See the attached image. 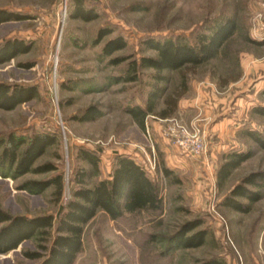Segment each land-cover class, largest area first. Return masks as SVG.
Listing matches in <instances>:
<instances>
[{"label":"rangeland","instance_id":"1","mask_svg":"<svg viewBox=\"0 0 264 264\" xmlns=\"http://www.w3.org/2000/svg\"><path fill=\"white\" fill-rule=\"evenodd\" d=\"M264 0H85L96 18L89 22L65 20L60 0H0V9L29 19L0 25V43L16 38L31 43L27 54L0 65V82L35 85V99L11 111L0 110V134L14 132L27 137L34 131L57 135V142L34 163L54 164L57 171L28 173L16 180L0 178V208L11 215H55L60 204L71 198L75 170L89 174L87 186L107 179L114 156L127 155L143 166L159 186L160 212H143L133 219L114 223L103 212L89 222L83 234L84 250L75 264H264V186H245L260 199L234 198L247 207L235 211L224 205L231 190L252 174L264 175V149L254 141L264 138V17L257 20ZM222 18L234 20L236 30L218 57L198 67L169 72L163 97L174 93L184 73L188 90L175 114L158 116L163 99L148 114L144 127L128 113L145 108L153 84L151 69L139 70L137 80L114 83L126 76L127 63L141 57H156L145 47L148 40L192 38ZM100 29L111 32L98 45ZM120 36L124 48L107 59L103 45ZM113 58H127L117 66ZM207 95V97H206ZM94 105L100 116L93 121L72 119ZM209 106V107H208ZM196 124L205 138L206 151L186 158L166 139V120ZM80 149L98 153L93 168L77 157ZM233 153H250L249 159L219 182L218 170ZM172 172L165 177L162 168ZM62 176L60 202L54 186L41 195H29L16 187L27 180ZM188 222L200 225L190 234L204 230V244L196 249H176L168 257L160 253L166 239ZM154 237L155 239H151ZM37 239L22 243L17 253L0 255V264H38L21 257L32 251Z\"/></svg>","mask_w":264,"mask_h":264},{"label":"trees","instance_id":"2","mask_svg":"<svg viewBox=\"0 0 264 264\" xmlns=\"http://www.w3.org/2000/svg\"><path fill=\"white\" fill-rule=\"evenodd\" d=\"M85 0H68L67 12L70 19H80L84 22L96 18L93 10L84 6ZM29 19L20 13L0 9V25L8 22ZM236 25L231 18H222L211 27H206L192 38L178 36L174 39L148 40L145 47L156 53V57H141L138 61L127 63V74L117 78L119 82L131 83L137 80L139 70L151 69L153 84L145 108L129 109L130 116L141 128L148 114L154 113L156 104L162 100L167 90L169 76L167 73L188 67H198L218 57L227 41L234 35ZM106 29H100L94 39V45L110 35ZM120 36L109 39L101 49V57L107 59L113 53L124 48ZM31 43L21 39L9 38L0 43V65L14 60L18 55L27 54ZM128 61L127 58L110 59L109 65L117 66ZM188 90V84L183 73L178 89L163 99L165 108L158 116L167 119L175 114L179 101ZM264 93V91H263ZM38 89L35 85L8 84L0 82V110L11 111L35 99ZM257 113L264 117V108ZM100 116L96 106L91 105L80 115L72 119L80 122L93 121ZM254 141L264 149V138L255 137ZM57 135L47 131H34L27 137L14 132L0 134V178L16 180L28 173L48 174L57 171L54 164L46 163L34 167L35 161L45 151L56 144ZM250 153H233L218 170L219 182H223L230 173L250 157ZM77 157L96 168L98 153L80 149ZM165 177L172 172L162 168ZM89 174L85 170H75L71 177V198L66 204H60L55 215L41 214L34 216L11 215L0 208V255H7L16 250L22 243L32 238L37 239V245L32 251L25 250L21 256L28 261H38L39 264H74L82 251L83 234L86 225L97 215L104 212L110 221L119 223L122 220L133 219L143 212H160L162 198L159 186L150 179L146 169L134 158L127 155L114 156L112 173L108 179L87 186ZM264 186V175L252 174L246 177L242 184L235 186L224 205L239 212H247V207L234 198H247L252 202L260 199L258 193L250 192L245 186ZM54 186L55 202L59 203L62 196V176L57 174L45 180H27L16 187L29 195H41L48 187ZM200 224L188 222L181 229L166 239L167 248L159 254L161 258L169 256L176 249H196L201 247L206 239L204 230L188 235ZM151 239H155L151 237ZM199 264H220L217 260L204 261Z\"/></svg>","mask_w":264,"mask_h":264},{"label":"built area","instance_id":"3","mask_svg":"<svg viewBox=\"0 0 264 264\" xmlns=\"http://www.w3.org/2000/svg\"><path fill=\"white\" fill-rule=\"evenodd\" d=\"M68 0H60L59 13L63 21L67 14ZM264 17V2L260 6V13L257 20L261 21ZM168 124L165 128L164 135L169 140L180 155L186 158L200 157L206 151L205 138L198 125H184L177 120H166Z\"/></svg>","mask_w":264,"mask_h":264},{"label":"crops","instance_id":"4","mask_svg":"<svg viewBox=\"0 0 264 264\" xmlns=\"http://www.w3.org/2000/svg\"><path fill=\"white\" fill-rule=\"evenodd\" d=\"M206 97H207V95H206ZM178 106H180V105H178ZM209 107V106H208ZM109 178V177H108ZM107 178V179H108ZM104 213V212H103ZM106 215V214H105ZM107 216V215H106ZM108 217V216H107ZM91 222V221H90ZM20 247V246H19ZM19 247L16 249V250H14V251H12V252H10V253H17L19 250ZM83 250H84V241H83V246H82V251H81V253H79L78 255H77V257H76V259H75V261H74V264H75V262H76V260L79 258V256L83 253ZM10 253H8V255L10 254ZM22 257V256H21ZM23 258V257H22ZM24 259V258H23ZM38 264H39V262H38Z\"/></svg>","mask_w":264,"mask_h":264}]
</instances>
